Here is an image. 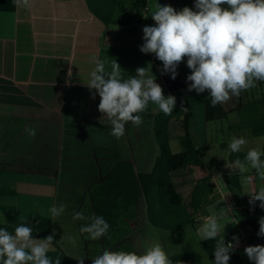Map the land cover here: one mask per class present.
Segmentation results:
<instances>
[{"label": "crops", "instance_id": "0c3cea01", "mask_svg": "<svg viewBox=\"0 0 264 264\" xmlns=\"http://www.w3.org/2000/svg\"><path fill=\"white\" fill-rule=\"evenodd\" d=\"M156 2L171 5L177 11L185 6L195 10L194 0H147V19L140 24L117 27L99 21L89 11L85 0H28L27 5L23 0L19 4L16 0H0V164L56 172L54 177L0 171V191L14 192V195L0 196V222L16 226L27 221L33 233L50 235L54 231L53 240L60 251L75 260L84 257L86 264L88 259L83 253L69 251L62 242L68 244L67 231L77 229L75 241L87 248L88 241L80 232L85 221L75 220L73 216L76 212L92 211L90 193L101 179L93 149H114L122 160L131 161L137 171L143 170L136 166H148L147 172L151 171L158 155L152 120L160 112L156 105L149 103L147 111L140 113L144 119L142 125L137 127L129 122L124 136L119 139L113 136L108 118L98 111L99 95L92 99V92L86 86L95 68L92 58L105 61L109 71L115 59L124 78L135 75L138 67H148L165 96L174 95L176 103L191 108L193 136L200 132L204 142L206 139L204 103L208 92L187 91L190 83L186 82L190 74L187 58L178 66V75L173 80L170 74H161L162 62L154 54L139 50L144 42L143 27L154 26L150 15ZM257 84L264 93L262 83ZM28 129H35L36 135L30 136ZM168 130L171 141L176 143L182 130L175 123H170ZM236 172L239 174L238 168ZM206 175L203 168L193 167L195 178ZM213 182L216 193L209 199L196 230L203 235L202 225L207 218L220 215L219 223L222 227L225 225L220 235L234 244L237 251L233 254L234 261H237L240 259L238 250L247 246L246 231L239 225L250 219L233 218L230 222L228 216L235 209L253 208L249 204L252 194L246 195L244 201L239 199L237 205L231 184L226 185L219 175L213 176ZM262 185L264 182L259 187ZM60 204L65 205V210L53 221L49 209ZM259 204L257 202L255 207L260 208ZM232 227L238 230L242 244L237 245L232 240L235 235L228 232ZM154 230L147 222L142 226L143 244L159 243L145 236L154 234ZM203 240L202 237L200 243ZM98 242L105 246L102 237ZM60 251L53 246L48 256L59 257L61 264H76L65 259ZM248 264L253 262L249 260Z\"/></svg>", "mask_w": 264, "mask_h": 264}, {"label": "clouds", "instance_id": "9594fccd", "mask_svg": "<svg viewBox=\"0 0 264 264\" xmlns=\"http://www.w3.org/2000/svg\"><path fill=\"white\" fill-rule=\"evenodd\" d=\"M16 2L19 4L21 0ZM23 3L27 5L28 0H23ZM194 9L185 6L177 11L171 5L156 2L150 15L154 26L143 27L144 42L139 50L144 54H154L162 62L161 74H170L173 80L178 75V66L187 58L186 65L190 70L186 76V82H190L187 91L197 94L207 91L212 107L226 106L242 92L255 88L257 82H264V0H194ZM92 59L95 68L90 72L86 86L92 92V99L99 95L98 111L108 118L111 134L117 139L125 135V126L129 122L137 127L144 123L140 113L147 111L149 103L156 105L165 115H171L176 97L171 94L165 96L148 67H138L135 75L124 78L115 59L110 71L106 70L105 61L96 57ZM181 110L187 111L183 103ZM27 131L30 136L36 135L35 129ZM246 143L243 137H233L229 148L231 152L238 153ZM261 156L257 149H250L244 161L235 160L242 174V184L249 181V177L243 175L249 165L264 180ZM250 197L249 204L253 209L259 201V207L264 210V185ZM64 210L63 204L52 206L49 209L51 219L55 221ZM73 219L89 221L81 225L80 232L87 233L92 240L100 239L110 229L101 216L89 217L76 212ZM219 220L220 215L207 218L202 225L203 238L216 241L215 259L211 264H229L234 244L226 242L224 235H220L225 225L222 227ZM258 223L257 236L264 237V216ZM54 235L53 231L45 238H35L27 221L19 224L14 233L0 227V264H61L59 257L53 259L48 256L53 250ZM218 236L220 238L216 239ZM232 240L238 245V237L233 236ZM244 253L253 264H264V245L246 246ZM77 260L78 264H84V257ZM91 260L92 264H173L159 243L147 247L142 254L105 249Z\"/></svg>", "mask_w": 264, "mask_h": 264}, {"label": "trees", "instance_id": "16d2710c", "mask_svg": "<svg viewBox=\"0 0 264 264\" xmlns=\"http://www.w3.org/2000/svg\"><path fill=\"white\" fill-rule=\"evenodd\" d=\"M89 11L104 25L127 27L140 24L147 13V0H85ZM209 93L204 103V122L216 124L227 120L229 114L237 116V122L228 125L231 132L246 131L252 137L264 136V93L260 91V84L244 91L236 98V106L226 109L225 106H211ZM182 103H176L171 115H165L161 111L154 115L153 134L158 147V155L153 162L151 171H137L129 160H122L114 149L95 148L93 156L96 161L101 179L92 188L90 193L92 212L95 216H101L110 225L106 235L102 237L103 243L108 246V238L113 237L118 231L119 221L129 211L144 202L146 221L156 229L177 232L190 226L196 229L199 218L204 215L205 207L209 199L216 193L213 176L219 175L226 185H232V193L235 203L239 204V197L234 189H240V175L236 172L235 160L244 161V152L233 153L230 151L227 165L217 164L211 171L199 157L195 138L191 131V108L183 103L187 111L181 110ZM178 124L182 130L175 141L179 146L178 151H173L169 135V124ZM221 146H225L222 143ZM261 159L264 160V146ZM193 167L206 170L203 178L193 176ZM0 171L14 174L33 176H56L55 171L35 168L31 166L0 164ZM14 195V192L0 191V196ZM248 216L264 210L258 207L243 210ZM0 222V227L7 228L14 233L17 227ZM239 227L246 231L245 243L257 244L255 236L259 225L247 220ZM49 234L33 233L37 239L45 238ZM216 239H219L218 237ZM54 247L60 251L54 242ZM215 240H203L201 245L205 254L210 259H215ZM115 250L138 251L128 242L120 244ZM61 252V251H60ZM237 251L231 253L235 254ZM78 264V261L67 257ZM173 264H202L198 255L193 251L170 255ZM86 264V263H84Z\"/></svg>", "mask_w": 264, "mask_h": 264}, {"label": "rangeland", "instance_id": "374dc122", "mask_svg": "<svg viewBox=\"0 0 264 264\" xmlns=\"http://www.w3.org/2000/svg\"><path fill=\"white\" fill-rule=\"evenodd\" d=\"M261 87L264 91V84L261 82ZM237 100L236 98H233L228 102V104L225 106L226 109H230L236 106ZM195 122H198L197 116H195ZM237 122V116L234 113H231L228 115L227 120L216 123V124H208L207 125V132H206V139L205 142L203 140L202 133L197 132L195 138L197 151L199 154V157L204 161L206 166L211 170L214 171V167L216 164L220 165H227L228 163V156L230 153L229 144L233 137H243L246 139L247 143L242 146L241 152H244L245 154L250 149H257L262 153V148L264 146V136L260 137H252L250 136L246 131H240V132H231L228 131L227 127L228 125H231L233 123ZM200 129V128H199ZM222 143H225V146H221ZM171 147L173 151H176L177 144L174 141L170 142ZM147 162L149 160H146ZM147 164V163H146ZM145 164V165H146ZM136 168L143 171H148V166H136ZM206 171V170H205ZM238 173L240 174V189H234L235 193L238 195L239 199L244 201L245 196L249 194H254L256 191H258L259 184L264 182L255 172L254 169H251L250 165L248 166V171L244 173V176L249 177V181L247 184H242V174L240 173L238 169ZM259 201H256V203ZM70 207H73L72 205ZM86 216H93L92 211L89 210L87 212H84ZM264 216L262 212H259L255 214L254 216H248L244 211L235 209L232 215H229L228 220L231 222L232 219H243L248 218L257 225H259L258 221L259 218ZM73 220V219H72ZM89 221H85V223H88ZM146 214H145V207L144 202L141 201L138 205L133 207L129 213L120 219L118 231L115 233L113 237L108 238L109 246L106 247L100 246V243L97 240H92L88 238L87 233H83L82 237L88 241L87 248L84 245H79L77 241H75V238H77L74 234L79 232L77 229L68 230L67 232L70 234L67 237H71L73 235V239L67 241L69 242L66 244L63 240V246L66 249H69V251H73V253L77 252L76 254L83 253L85 257H87L88 264H92L91 259L96 258L97 256L101 255L103 250L110 249L115 250L120 244L122 243H130L137 251L138 254H142L147 247H150L148 245L143 244L145 241L141 238V229L142 226L146 223ZM155 233L152 235H145L147 238L153 237L155 238L159 244H161L168 254L174 255L179 254L187 251H193L195 252L199 257L202 264H211V261H214V259H210L204 252L202 245L200 243V239L203 237L202 233L197 231L196 229H193L190 226H186L180 231L177 232H171V231H164L161 229L154 228ZM143 232L145 230H142ZM231 235H235L238 237V230H236L234 227H232L228 231ZM111 241V243H110ZM257 243H264V237H256ZM242 244V243H239ZM71 249V250H70ZM78 250V251H77ZM238 253L240 255V259L237 261H234V255H231V259L229 261V264H248V257L244 253V249H239Z\"/></svg>", "mask_w": 264, "mask_h": 264}]
</instances>
